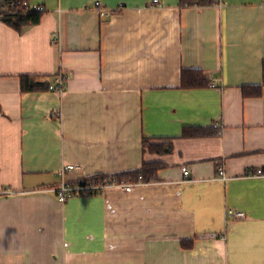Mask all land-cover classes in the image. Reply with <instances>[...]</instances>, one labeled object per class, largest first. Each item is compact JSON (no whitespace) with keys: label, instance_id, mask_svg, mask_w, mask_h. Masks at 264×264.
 Segmentation results:
<instances>
[{"label":"crops","instance_id":"1","mask_svg":"<svg viewBox=\"0 0 264 264\" xmlns=\"http://www.w3.org/2000/svg\"><path fill=\"white\" fill-rule=\"evenodd\" d=\"M28 1L37 24L0 18V264H264V177L241 176L264 168V0ZM183 68L213 86L180 87ZM59 73L62 90H21ZM143 161L157 180L131 191L43 189L62 166L75 181Z\"/></svg>","mask_w":264,"mask_h":264},{"label":"trees","instance_id":"2","mask_svg":"<svg viewBox=\"0 0 264 264\" xmlns=\"http://www.w3.org/2000/svg\"><path fill=\"white\" fill-rule=\"evenodd\" d=\"M28 1V0H27ZM212 0H180L182 6L186 5H204L210 4ZM6 2L0 3V18L7 24L13 26L16 29H22L25 26L37 24L43 11L35 10H24L20 6L9 8ZM210 80L202 70L197 68H183L180 76V87L182 88H198L209 85ZM262 83L264 84V61L262 63ZM50 82L48 81H37L34 75H22L20 76V87L23 91H35V90H46L49 89ZM260 86L257 85L252 88L254 91L247 92V94H253L255 96L260 94ZM205 131L201 128H184L183 136H198L204 135ZM213 135L219 134L217 129L213 127L211 133ZM171 147L165 149V144L152 143L145 137L142 138V149L148 150L152 153H164L170 151ZM160 164L157 161L146 162L143 161L141 166L120 173H115L118 181H136L141 180L142 182H152L157 180V171L160 168ZM107 178V174H96L91 176L92 180H100ZM183 244L184 241H182Z\"/></svg>","mask_w":264,"mask_h":264},{"label":"built area","instance_id":"3","mask_svg":"<svg viewBox=\"0 0 264 264\" xmlns=\"http://www.w3.org/2000/svg\"><path fill=\"white\" fill-rule=\"evenodd\" d=\"M154 3L158 2V0H152ZM1 2H6V6L9 8H13L15 6H20L24 10H35V11H44L45 8L42 4H35L31 3L27 0H0ZM95 6L99 12V14H105L106 10L101 5L100 2L96 1ZM64 74L59 73L56 79V83H50L48 88L54 89V90H62L64 87ZM209 86H213V82L210 81ZM213 127L219 129V123L213 122ZM72 165H66L62 166V168L59 170V174L61 175L62 179L59 183L53 186L44 187L43 189L46 191L53 192L54 195L58 200L61 202L67 201L70 197L75 195H92L95 193H101L107 188H119L124 191H131L135 186L138 185H144V184H150V182H142L141 180L136 181H118L116 179V174H108L107 178L100 179V180H92L91 176H86L83 178H80L75 181L66 180L64 178V173L72 168ZM181 170L184 176V179H188V169L186 165H181ZM242 177H264V168L257 167V168H247L245 169L242 174ZM216 179H219L221 181H226L230 177L227 176L225 173L224 168L219 165L217 168V175L215 177ZM39 190V189H38ZM225 214L229 218L234 219H241L244 217V213L241 210L233 209V208H227L225 211Z\"/></svg>","mask_w":264,"mask_h":264},{"label":"rangeland","instance_id":"4","mask_svg":"<svg viewBox=\"0 0 264 264\" xmlns=\"http://www.w3.org/2000/svg\"><path fill=\"white\" fill-rule=\"evenodd\" d=\"M8 193V192H7Z\"/></svg>","mask_w":264,"mask_h":264}]
</instances>
